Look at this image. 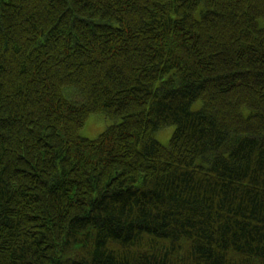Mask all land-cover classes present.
I'll return each mask as SVG.
<instances>
[{
	"label": "trees",
	"instance_id": "1",
	"mask_svg": "<svg viewBox=\"0 0 264 264\" xmlns=\"http://www.w3.org/2000/svg\"><path fill=\"white\" fill-rule=\"evenodd\" d=\"M0 264H264V0H0Z\"/></svg>",
	"mask_w": 264,
	"mask_h": 264
},
{
	"label": "rangeland",
	"instance_id": "2",
	"mask_svg": "<svg viewBox=\"0 0 264 264\" xmlns=\"http://www.w3.org/2000/svg\"><path fill=\"white\" fill-rule=\"evenodd\" d=\"M109 123V120L102 113H91L85 119L83 126L80 129V135L94 139L104 130ZM173 131V126H165L162 129L156 130L153 136L162 144L165 145Z\"/></svg>",
	"mask_w": 264,
	"mask_h": 264
}]
</instances>
